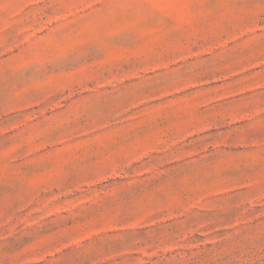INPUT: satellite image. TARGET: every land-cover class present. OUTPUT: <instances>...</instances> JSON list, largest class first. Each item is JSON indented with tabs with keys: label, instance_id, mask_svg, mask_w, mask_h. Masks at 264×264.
I'll return each mask as SVG.
<instances>
[{
	"label": "rangeland",
	"instance_id": "obj_1",
	"mask_svg": "<svg viewBox=\"0 0 264 264\" xmlns=\"http://www.w3.org/2000/svg\"><path fill=\"white\" fill-rule=\"evenodd\" d=\"M0 264H264V0H0Z\"/></svg>",
	"mask_w": 264,
	"mask_h": 264
}]
</instances>
